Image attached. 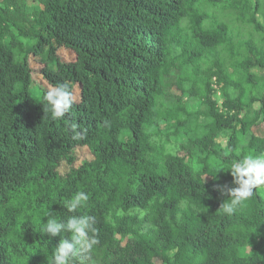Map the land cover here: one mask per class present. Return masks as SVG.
I'll list each match as a JSON object with an SVG mask.
<instances>
[{"label":"trees","instance_id":"obj_1","mask_svg":"<svg viewBox=\"0 0 264 264\" xmlns=\"http://www.w3.org/2000/svg\"><path fill=\"white\" fill-rule=\"evenodd\" d=\"M2 2L0 264H49L60 236L45 223L72 215L98 230L83 264H264V190L232 215L217 190L235 187L232 160L264 154V0ZM62 83L74 103L53 120L44 95ZM175 83L200 109L166 108ZM78 147L91 155L79 164ZM80 191L89 200L69 212Z\"/></svg>","mask_w":264,"mask_h":264},{"label":"clouds","instance_id":"obj_2","mask_svg":"<svg viewBox=\"0 0 264 264\" xmlns=\"http://www.w3.org/2000/svg\"><path fill=\"white\" fill-rule=\"evenodd\" d=\"M44 100L47 102L51 118L63 119L71 112L74 94L67 83H62L50 87L45 92ZM77 129L76 124L71 125L73 139L79 140L86 133ZM224 170L230 172L235 187L217 186L222 196L230 198L225 199L219 208L225 214L232 215L253 196L256 189L264 190V154L258 156L249 154L234 159ZM88 200L86 192H77L68 203L67 209L69 212H75L85 206ZM143 214L141 212V215ZM95 223V218L87 215H72L66 222L49 218L45 223L44 233L49 237L60 236L59 245L52 253L49 264H74L77 258L83 264L93 246L99 243ZM66 233L71 234L70 239L66 238Z\"/></svg>","mask_w":264,"mask_h":264},{"label":"rangeland","instance_id":"obj_3","mask_svg":"<svg viewBox=\"0 0 264 264\" xmlns=\"http://www.w3.org/2000/svg\"><path fill=\"white\" fill-rule=\"evenodd\" d=\"M20 3L24 5V8H27V11H32L33 9L38 7L37 0H20ZM0 6H3L2 0H0ZM257 20L260 21L262 24H264V17L260 12L257 14ZM236 31L239 34H243V36L245 37L246 35H248L250 29L248 27L245 28V27L239 26L236 29ZM254 37H258V35L254 34ZM23 41H25V39H23ZM58 55L65 60L71 59L73 57V54L69 52V50L63 49V48L58 50ZM28 62L32 70V77H33L34 83L37 85L44 83V80L42 79L39 73V68L41 66L40 63L36 59H34L32 55H29ZM199 65L201 66V68H205L206 67L205 59L201 60L199 62ZM177 75H178V71H175V70L172 71L168 75L169 81L176 80L178 78ZM32 91L34 92L35 95L38 92L35 86L32 87ZM167 92L168 93L165 98V100L167 101V105H165L166 108L169 106V101H172L174 104H180L189 113L196 111L197 109H200L201 107L200 105L201 100L199 98V94H197L194 90L190 89L186 92H183L178 86V84L175 83V84H171L168 87ZM184 116H186V114L185 115L180 114L181 118H183ZM163 117L166 120L162 121L161 124L169 123L171 121L169 119V114L166 113L164 110H163ZM255 130L259 132L260 134H262L264 132V127L259 126V127H256ZM176 139H178V141H176ZM170 140L172 143L179 144L181 142H185L187 140V136L183 133H180L177 136L172 135L170 137ZM76 154L78 156V161H77L78 164L91 157L90 152L86 147H78L76 149ZM62 169H66V166H62Z\"/></svg>","mask_w":264,"mask_h":264}]
</instances>
